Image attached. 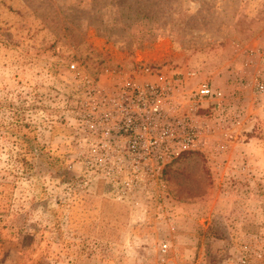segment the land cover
Wrapping results in <instances>:
<instances>
[{
  "label": "rangeland",
  "instance_id": "374dc122",
  "mask_svg": "<svg viewBox=\"0 0 264 264\" xmlns=\"http://www.w3.org/2000/svg\"><path fill=\"white\" fill-rule=\"evenodd\" d=\"M253 53L264 0H0V264H264ZM119 82L163 86L162 117L128 100L148 128L104 145L93 106Z\"/></svg>",
  "mask_w": 264,
  "mask_h": 264
},
{
  "label": "built area",
  "instance_id": "2783aa9c",
  "mask_svg": "<svg viewBox=\"0 0 264 264\" xmlns=\"http://www.w3.org/2000/svg\"><path fill=\"white\" fill-rule=\"evenodd\" d=\"M69 69L72 72H77L78 68L75 63H70ZM83 77V87L84 92L86 95L91 97L92 95L97 96L99 94V84L95 79H91L85 75ZM110 76H114L110 74ZM256 94L259 97H264V81H257L256 85ZM215 95V90L206 83H202L199 87L190 93L188 99L193 97H198L199 99L203 98H213ZM166 96V89L163 86L158 87L155 84H145V85H136L130 82H119L118 87H114L111 97L105 102L97 103V105L93 106V111H99L101 106L108 105L107 110L100 112L98 117L95 119V123L91 124V135L92 138L95 139L96 142L103 143L104 145H108L112 141H115L119 138V136H114L113 131L116 132H128L129 130H142L145 131L148 128V125L141 121L137 125L133 124L134 120L131 121V116H129L128 109L130 108L129 104H126L128 100L135 101L133 102V107L138 108L140 105L143 107H149V109L154 113L157 114L158 118H161V111H160V99L161 97ZM121 115L122 119L117 121V125L111 126L110 124L115 121L114 115ZM172 135V133H171ZM143 135H139V137H134L130 143L133 144L132 148H135L138 143L141 141V137ZM197 133L188 123V130L185 134L184 138L180 142L184 144L185 147L191 148L197 143ZM117 137V138H116ZM153 144L155 146L159 143L158 139L154 137L152 139ZM168 245L167 243H163L160 245L159 250L163 253L167 251ZM245 259H242L241 262L245 263Z\"/></svg>",
  "mask_w": 264,
  "mask_h": 264
},
{
  "label": "crops",
  "instance_id": "0c3cea01",
  "mask_svg": "<svg viewBox=\"0 0 264 264\" xmlns=\"http://www.w3.org/2000/svg\"><path fill=\"white\" fill-rule=\"evenodd\" d=\"M253 56H254V53L253 54H248L247 55V59H246V62H245V64H244V68L241 70V75H243V74H245V75H248V77L250 78L251 77V75L253 76V75H255V74H251V72L250 73H248V71H251V70H253V71H258V73L259 72H261V69L260 68H264V65H262V64H258L257 66L255 65V63L254 62H252V58H253ZM262 66V67H261ZM257 67H259V69H256ZM247 71V72H246ZM262 73V72H261ZM261 73H259V74H261Z\"/></svg>",
  "mask_w": 264,
  "mask_h": 264
}]
</instances>
